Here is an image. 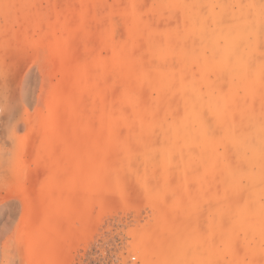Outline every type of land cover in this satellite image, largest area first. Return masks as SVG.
<instances>
[{
	"label": "rangeland",
	"instance_id": "obj_1",
	"mask_svg": "<svg viewBox=\"0 0 264 264\" xmlns=\"http://www.w3.org/2000/svg\"><path fill=\"white\" fill-rule=\"evenodd\" d=\"M0 264H264V0H0Z\"/></svg>",
	"mask_w": 264,
	"mask_h": 264
},
{
	"label": "bare ground",
	"instance_id": "obj_2",
	"mask_svg": "<svg viewBox=\"0 0 264 264\" xmlns=\"http://www.w3.org/2000/svg\"><path fill=\"white\" fill-rule=\"evenodd\" d=\"M228 50V49H227ZM227 50H224V52H223V54L225 55L226 54V52H228ZM230 52V51H229ZM228 55V54H227ZM185 111V110H184ZM204 125V124H203Z\"/></svg>",
	"mask_w": 264,
	"mask_h": 264
}]
</instances>
